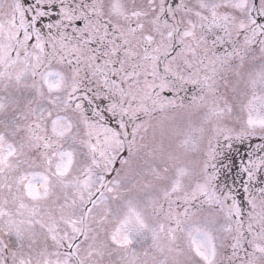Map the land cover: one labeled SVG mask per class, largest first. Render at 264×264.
Here are the masks:
<instances>
[{
	"label": "rangeland",
	"instance_id": "1",
	"mask_svg": "<svg viewBox=\"0 0 264 264\" xmlns=\"http://www.w3.org/2000/svg\"><path fill=\"white\" fill-rule=\"evenodd\" d=\"M78 1L32 36L0 0V264H74L60 246L86 264H217L226 238L225 264H264L262 191L242 211L202 165L209 141L264 131V0ZM205 16L237 54L210 55ZM90 97L130 126L88 123Z\"/></svg>",
	"mask_w": 264,
	"mask_h": 264
},
{
	"label": "trees",
	"instance_id": "2",
	"mask_svg": "<svg viewBox=\"0 0 264 264\" xmlns=\"http://www.w3.org/2000/svg\"><path fill=\"white\" fill-rule=\"evenodd\" d=\"M87 114L92 117V120L95 119V116L92 113L88 112Z\"/></svg>",
	"mask_w": 264,
	"mask_h": 264
}]
</instances>
